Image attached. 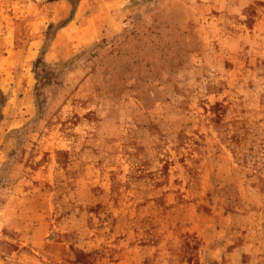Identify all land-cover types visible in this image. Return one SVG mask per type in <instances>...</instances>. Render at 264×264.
Wrapping results in <instances>:
<instances>
[{
    "label": "rangeland",
    "instance_id": "1",
    "mask_svg": "<svg viewBox=\"0 0 264 264\" xmlns=\"http://www.w3.org/2000/svg\"><path fill=\"white\" fill-rule=\"evenodd\" d=\"M84 1L0 0V264H264V0Z\"/></svg>",
    "mask_w": 264,
    "mask_h": 264
},
{
    "label": "crops",
    "instance_id": "2",
    "mask_svg": "<svg viewBox=\"0 0 264 264\" xmlns=\"http://www.w3.org/2000/svg\"><path fill=\"white\" fill-rule=\"evenodd\" d=\"M84 2H85L84 0H81V2L78 5H76V8L73 9V18L72 20L69 21V24L67 26L74 23V19L79 15L80 12L82 14V11H80V8L83 6ZM79 28H81L82 30L85 29V15L82 16V20L79 23ZM62 29L63 28H61L60 30Z\"/></svg>",
    "mask_w": 264,
    "mask_h": 264
}]
</instances>
